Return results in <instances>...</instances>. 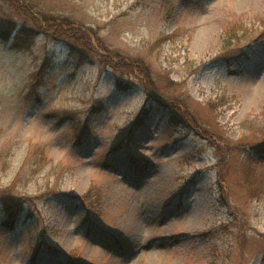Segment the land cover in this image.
I'll return each mask as SVG.
<instances>
[{"label": "rangeland", "instance_id": "374dc122", "mask_svg": "<svg viewBox=\"0 0 264 264\" xmlns=\"http://www.w3.org/2000/svg\"><path fill=\"white\" fill-rule=\"evenodd\" d=\"M112 258L264 264V0H0V264Z\"/></svg>", "mask_w": 264, "mask_h": 264}, {"label": "trees", "instance_id": "16d2710c", "mask_svg": "<svg viewBox=\"0 0 264 264\" xmlns=\"http://www.w3.org/2000/svg\"><path fill=\"white\" fill-rule=\"evenodd\" d=\"M9 1H10V4H13L14 2L15 4H17L18 2V0H9ZM31 8H32L31 6L28 7L29 10ZM39 24H40V27L42 26L45 30H50L51 34L54 37L66 39L69 42L71 49H73L72 51L74 52L77 51V53H81V54L86 53V56H88V54L91 52H95L99 54L102 57V63L104 65L110 66L111 68H113V70H116V67H117L116 64L118 63L117 59H121V57H123L119 55L118 53L111 54L109 51L108 53H106L107 49H105L101 45L99 37L94 36L95 35L94 31L92 30L90 26H86V25L78 24V23H77L78 25H75L74 22L68 20V18H65V17H62V18L49 17L46 19L44 18L42 21L39 20ZM18 38H19L18 35L16 36L14 35L15 40L18 41ZM226 38L227 37L225 35L223 37L225 46L227 42ZM94 43L99 45L101 48H103L104 52L102 54L97 52V50L95 49ZM83 56L85 55L83 54ZM135 65L138 67L139 64H135ZM148 111H149V105L148 106L143 105L142 108L139 110L138 114L136 115V117L134 118L133 126L137 125L134 127H138V125H141L143 123V120L145 119ZM4 199L5 198L3 197V201L5 202L6 207H9L7 208L6 211L10 213L14 207L11 206L10 204L11 202L7 204L6 200Z\"/></svg>", "mask_w": 264, "mask_h": 264}, {"label": "bare ground", "instance_id": "6f19581e", "mask_svg": "<svg viewBox=\"0 0 264 264\" xmlns=\"http://www.w3.org/2000/svg\"><path fill=\"white\" fill-rule=\"evenodd\" d=\"M198 214H199V211H197V209L195 210L194 209V211L192 212V214L189 216V218H188V224L189 225H193L195 222H196V220L198 219ZM150 225V224H149ZM149 227V226H148ZM88 250L90 251V252H92L94 249H96V247L94 248V246H91V244H88ZM150 254H148V255H150V256H152V257H160L161 255H162V251H161V249H158V248H156L155 246H154V248H152L151 250H150V252H149ZM110 264H120V260L118 259V258H112L111 260H110Z\"/></svg>", "mask_w": 264, "mask_h": 264}]
</instances>
